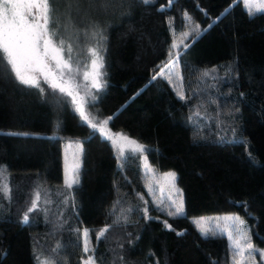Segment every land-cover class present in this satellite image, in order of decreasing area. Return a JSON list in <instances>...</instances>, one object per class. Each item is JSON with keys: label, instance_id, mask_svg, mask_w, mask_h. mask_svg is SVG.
<instances>
[{"label": "trees", "instance_id": "1", "mask_svg": "<svg viewBox=\"0 0 264 264\" xmlns=\"http://www.w3.org/2000/svg\"><path fill=\"white\" fill-rule=\"evenodd\" d=\"M57 6L67 15L63 0ZM93 23L103 29L102 48ZM59 36L80 68L70 82L75 100L43 79V95L0 80V264H83L93 255L83 252L85 228L96 264H233L227 235H202L195 222L213 212H236L264 249V14L250 19L242 0H113L107 8L79 0ZM91 48L103 56L100 88L83 75L92 72ZM170 51L178 63L169 74ZM117 133L146 147L151 169L176 173L183 214L170 216L148 194L142 153L125 147L129 159L118 162L107 139ZM68 139L82 143L71 188ZM37 192V210L28 212Z\"/></svg>", "mask_w": 264, "mask_h": 264}, {"label": "snow or ice", "instance_id": "2", "mask_svg": "<svg viewBox=\"0 0 264 264\" xmlns=\"http://www.w3.org/2000/svg\"><path fill=\"white\" fill-rule=\"evenodd\" d=\"M67 15L62 13L58 8V0H0V80H9L17 82L19 85H24L28 88H36L40 94H44L45 88L40 84V78H43L44 84L48 85L53 93L58 91L61 94L72 96L75 100V94L70 90V82L74 79L73 73L79 74V65L74 69L72 63V51L73 47L69 43L65 49V41L60 38L59 33L62 28V19H70L71 10L73 4H79V0H63ZM90 3H101L105 8L110 7L113 0H89ZM143 3L149 4L153 0H142ZM245 5V9L249 14V18H255L259 14H264V0H242ZM174 3V0H168L170 6ZM160 11H164L161 8ZM229 11V9H226ZM190 19V17H189ZM197 25L193 28L196 31ZM211 27V25H209ZM90 35L92 37H98L97 43L102 48V41L105 39L103 29L98 24L93 23L91 26ZM200 33L197 32V35ZM184 38H187L189 33L182 34ZM176 45H173L175 48ZM187 47V45H185ZM65 51L67 55H65ZM93 57L91 60L92 72L85 71L83 73L84 79L87 80L91 76L92 87L100 88L102 84L99 82V77L104 75L100 71L104 67L103 56L97 48H91L88 50ZM178 60L173 58L172 52H169V63L165 65L168 68L169 74L172 68ZM211 71H215L212 69ZM157 75L164 76V70L162 69ZM203 76L210 75L209 71H204ZM157 78L156 75L152 77L153 80ZM171 83V81H169ZM182 87V85H181ZM139 93H137L138 95ZM181 99H184L182 92H178ZM77 110L80 116L91 124L93 129L97 128V124L91 123L88 120V116L85 115L82 106H79ZM196 115H199L197 113ZM111 119V117L109 118ZM107 124V120L103 122ZM104 131L103 128L100 129ZM10 135H19L18 133H9ZM107 139L111 140L112 145L118 151V162L121 160L129 159L125 155V147L130 149V152L135 154L137 152L143 153L147 149L144 145L138 143L135 139L129 138L126 134L117 133L112 136H107ZM147 161V157H144ZM79 163L73 165V171L79 168ZM122 166V165H121ZM148 167L147 163L145 165ZM6 171V168L0 166V173ZM149 171L151 168L149 167ZM173 182L174 191L180 196V203L176 206V211L169 212L172 215L183 214V192L181 189L175 187V181L177 179L175 172H169L166 174ZM66 180L65 185L67 188H71L73 184H78V174L73 178L69 170L66 167ZM6 187V186H5ZM40 199L39 192L36 193V199L33 200L31 207L28 208V212L37 210V203ZM147 203V202H145ZM176 202L173 201V204ZM131 211V209H129ZM144 212L147 215L148 209L144 208ZM151 219V217H149ZM126 220L127 218L124 217ZM205 218H200L195 221L198 225L202 223ZM29 216L27 212L24 214L23 222L27 223ZM226 222L224 227L220 229L221 234H226L227 239L230 241L229 248L233 254V264H244L249 257H251L253 264H255V254L259 253L261 261H264V249H260L252 241V233L250 227L246 224V221L238 215H226L223 217ZM118 217L113 221V224L106 225L100 229L96 235L97 241H100L105 237V233L113 227V225L119 223ZM165 227L172 230V225L164 221ZM79 232V229H76ZM201 234L207 236L211 231L208 228H200ZM90 230L85 228L83 230V252H92L93 255L87 256L83 260V264H96L94 259V249L90 247L91 240L89 238ZM179 234V233H178ZM216 233H213L215 236ZM61 245L57 246V251L61 248ZM239 257V260L236 259ZM39 264H57L55 258L51 260L40 261L37 257Z\"/></svg>", "mask_w": 264, "mask_h": 264}, {"label": "rangeland", "instance_id": "3", "mask_svg": "<svg viewBox=\"0 0 264 264\" xmlns=\"http://www.w3.org/2000/svg\"><path fill=\"white\" fill-rule=\"evenodd\" d=\"M43 79L42 77L40 80ZM73 89L72 84L70 83V89ZM62 155H63V176H64V182L66 180V167L69 170L70 175L74 178L77 174V170L73 169V165L79 163L80 165V159H81V148L82 143L80 140H74V139H68L62 141ZM146 155L144 153L141 154V162L143 170H145L146 173V188L148 191V194L153 197V199L156 202H159V204L164 205L167 209L171 208L173 211H176V206L180 203V196L174 191L173 188V182L170 180V178L166 175L169 172H173L170 169L163 170V171H154L151 169L149 171V165L148 162L145 161L144 157ZM148 165L146 167L145 165ZM80 167V166H79ZM151 168V167H150ZM175 187L177 188L176 184ZM173 201L176 203L173 204ZM183 210H184V204H183ZM184 212V211H183ZM226 215H238L236 212H224V213H203L202 215H198L196 217V221L200 218H205L201 224H199V227L208 228L211 229V231L219 230L224 227L225 221L223 220V217ZM239 216V215H238ZM198 225V224H197ZM254 243V242H253ZM255 244V243H254ZM256 245V244H255ZM257 246V245H256ZM260 249H263V246H259ZM260 255L259 253L255 254V264H258V259ZM237 260H239V257H236ZM244 264H253V261L251 257H249L246 261H244Z\"/></svg>", "mask_w": 264, "mask_h": 264}]
</instances>
